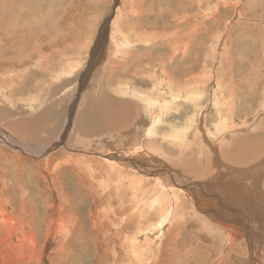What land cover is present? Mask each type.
<instances>
[{"label":"rangeland","instance_id":"rangeland-1","mask_svg":"<svg viewBox=\"0 0 264 264\" xmlns=\"http://www.w3.org/2000/svg\"><path fill=\"white\" fill-rule=\"evenodd\" d=\"M47 3L52 5L49 12ZM262 30L264 0H0V61H5L0 62V264H172L174 259L177 264L179 258L184 264H220L229 245L233 249L223 264H264V152L252 148L253 141H264ZM218 83L226 97L235 98V117L250 121L224 142L223 128L217 125L228 121L210 106L217 99ZM198 92L199 101L192 98ZM149 98L173 105L154 128L156 136L146 129L154 120L144 110L143 101ZM114 101L134 105L133 110L126 106L127 115L133 116L130 127L108 136L89 129L87 117H81L87 103L96 114L108 103L118 107ZM137 120L144 121V127L136 130ZM137 131L145 148L158 153L160 164L131 158L143 152L141 145H129L130 133L137 137ZM167 133L184 139L182 148L161 138ZM201 147L207 148L204 156H199ZM224 149L233 151L228 162L255 164V170L260 166L259 173L251 175L261 180H238L244 178L250 186L251 198L246 200L243 193L230 197L225 203L235 206L234 212L205 214L207 210L198 209L196 198L186 191L197 181L208 182L197 178L198 165L202 167L206 158L207 170L212 171L207 177L215 174L212 166L224 161ZM254 153L257 157L246 163ZM89 161L102 171L99 175L96 169L95 179L89 174ZM114 161L118 166L111 170L108 164ZM161 163L166 168L162 164L157 170ZM175 164L177 171L171 168ZM167 168L177 177L172 187H179L174 199L163 200V207L174 206L171 214L162 213L158 205L159 196L170 189ZM246 169L241 166L239 171L250 173ZM119 177L124 180L122 192L113 197L95 196L89 189L103 181L113 185ZM141 180L145 183L132 193L128 183L135 181L137 186ZM103 191L100 194L108 188ZM201 195L211 199L214 193ZM203 225L213 236L199 234Z\"/></svg>","mask_w":264,"mask_h":264},{"label":"bare ground","instance_id":"bare-ground-1","mask_svg":"<svg viewBox=\"0 0 264 264\" xmlns=\"http://www.w3.org/2000/svg\"><path fill=\"white\" fill-rule=\"evenodd\" d=\"M11 1V0H10ZM13 1H16V0H13ZM191 1V0H190ZM136 3V2H135ZM204 3H205V0H204ZM208 3V2H207ZM224 3V2H223ZM13 4V3H12ZM133 4V3H132ZM195 4H197V3H195ZM47 5H48V9L46 10L47 12H49V10H50V8H51V4L50 3H47ZM134 5V4H133ZM138 5V4H137ZM136 5V6H137ZM200 5V4H199ZM198 5V6H199ZM223 5H226L225 3L223 4ZM227 6V5H226ZM127 8H128V6H127ZM209 8V7H208ZM215 8H216V6H215ZM251 8H253V7H251ZM203 9V8H202ZM210 9V8H209ZM23 9H21V11H22ZM26 10H28V9H26ZM53 10V9H52ZM134 9H132V10H130V12L129 13H132V11H133ZM204 10V9H203ZM212 10V9H211ZM54 11V10H53ZM252 11V10H251ZM262 12H263V10H261ZM35 12V11H34ZM51 12V11H50ZM56 12V11H55ZM250 12V11H249ZM201 13H203V12H201ZM218 13V12H217ZM43 14V13H42ZM49 14V13H48ZM51 14V13H50ZM208 14V13H207ZM201 15V14H200ZM250 15H251V13H250ZM254 15V14H253ZM12 16V15H11ZM48 16H50V15H48ZM204 16V15H203ZM215 16H216V14H215ZM14 17V16H13ZM184 17V16H183ZM250 17H253L252 15L250 16ZM15 18V17H14ZM39 18V17H38ZM51 18H52V14H51ZM213 18V17H212ZM256 18V17H255ZM28 19V18H27ZM189 19V18H188ZM211 20H213V19H211ZM240 20V19H239ZM2 21V20H1ZM45 21H47V20H45ZM210 21V20H209ZM214 21V20H213ZM3 22V21H2ZM48 22H49V20H48ZM189 22V21H188ZM187 22V23H188ZM205 22H207V21H205ZM17 23H18V21H17ZM47 23V22H46ZM111 23V22H110ZM191 23V22H190ZM251 23V22H250ZM51 24V23H50ZM49 24V25H50ZM109 24V23H108ZM213 24H215V23H213ZM37 25V24H36ZM36 25H34V27L36 28V27H38V26H36ZM46 25V24H45ZM235 25H236V23H235ZM42 26H44V24L42 25ZM41 26V27H42ZM213 25H211V27H212ZM40 27V26H39ZM48 27V26H47ZM210 26H209V28H211ZM242 27V26H241ZM246 27V26H245ZM248 27V26H247ZM253 27V26H252ZM255 27V26H254ZM235 28V27H234ZM243 28V30H245L244 29V27H242ZM249 29L251 28L250 26L248 27ZM22 29V28H21ZM238 29V28H237ZM256 29V28H255ZM261 29V28H260ZM260 29H259V31H260ZM113 30V29H112ZM252 30H254V29H252ZM17 31H19L18 29H17ZM17 31H15V32H17ZM236 31V30H235ZM251 31V30H250ZM21 32H23V31H21ZM20 32V33H21ZM190 32V31H189ZM212 32V31H211ZM262 32H264V30H262ZM6 33V32H5ZM31 33V32H30ZM33 33V32H32ZM177 33V32H176ZM180 33V32H179ZM260 33V32H259ZM191 34V33H190ZM214 34V33H213ZM31 35V34H30ZM41 35V34H40ZM11 36V35H10ZM17 36H19V35H17ZM23 36V35H22ZM183 37V36H182ZM41 38V37H40ZM3 39V38H2ZM1 39V40H2ZM6 39V38H5ZM7 40V39H6ZM9 40H10V38H9ZM23 41H24V39H22ZM174 40V39H173ZM187 40H188V38H187ZM193 40V39H192ZM228 40V39H227ZM5 41V40H4ZM18 41V40H17ZM30 41V40H29ZM226 41V40H225ZM28 42V41H27ZM148 42V41H147ZM190 42V41H189ZM3 43V42H2ZM2 43H1V45H2ZM26 43V42H25ZM152 43H154V40H153V42ZM5 44H8V43H5ZM23 45H25L24 43H22ZM180 45V44H179ZM4 46V45H3ZM50 46V45H49ZM49 46H46V47H49ZM54 46V45H53ZM2 47V46H1ZM33 47H35V46H33ZM32 47V48H33ZM126 47V46H125ZM183 47V46H182ZM181 47V48H182ZM185 47V46H184ZM193 47V46H192ZM7 50V49H6ZM10 50L11 49H9V52H10ZM16 50V49H15ZM15 50H14V52H15ZM27 50V49H26ZM52 50V49H51ZM3 51V50H2ZM25 51V50H24ZM97 51V50H96ZM13 52V53H14ZM5 53H7V51L5 52ZM21 53V52H20ZM32 54V53H31ZM30 54V55H31ZM1 55H3V54H1ZM28 55V53L26 54V56ZM222 56V55H221ZM112 57V56H111ZM47 58V57H46ZM104 58V57H103ZM114 58V57H113ZM42 60H43V58H42ZM245 60V59H244ZM243 60V61H244ZM40 61V60H39ZM110 61H112V60H110ZM247 61V60H246ZM245 61V62H246ZM249 61V60H248ZM0 62H5V61H0ZM10 63H12V62H10ZM14 63V62H13ZM16 63V62H15ZM18 63V62H17ZM30 63V62H29ZM28 63V64H29ZM37 63H39V62H37ZM41 63H42V61H41ZM123 63H125V62H123ZM23 64V63H22ZM35 64H36V61H35ZM45 65V64H44ZM9 66H11V65H9ZM19 66H20V64H19ZM29 66V65H28ZM41 66H43V65H41ZM124 66V65H123ZM21 67V66H20ZM27 67V66H26ZM213 67V66H212ZM223 67H224V64H223ZM14 68V67H13ZM104 68V67H103ZM1 69V68H0ZM4 69V68H3ZM21 69V68H20ZM19 69V70H20ZM111 69V68H110ZM6 70V69H5ZM13 70V69H12ZM114 70V69H113ZM123 70V69H122ZM216 70V69H215ZM223 70V69H222ZM14 71V70H13ZM68 71V70H67ZM70 71V70H69ZM117 71V70H116ZM61 73V72H60ZM220 73H222V72H220ZM220 73H219V75H220ZM69 74H71V73H69ZM112 74V73H111ZM116 74V73H115ZM223 74V73H222ZM172 75V74H171ZM214 75V74H213ZM217 75V74H216ZM124 76V75H123ZM212 76V75H211ZM17 77V76H16ZM85 77V76H84ZM155 80H157V81H162V80H158L157 78H156V76L155 75H153L152 76ZM205 77V76H204ZM221 77V76H220ZM118 78V77H117ZM196 78V77H195ZM222 78H223V76H222ZM221 78V79H222ZM1 79V78H0ZM199 79V78H198ZM110 80H111V77H110ZM168 80V79H167ZM166 80V81H167ZM177 80V79H176ZM200 80V79H199ZM209 80V79H208ZM219 80V79H218ZM20 81V80H19ZM179 81H180V79H179ZM179 81H178V83H179ZM191 81L193 82V79H191ZM200 81H202V80H200ZM199 81V82H200ZM211 81V80H210ZM217 81V80H216ZM1 82V81H0ZM113 82V81H112ZM168 82V81H167ZM194 82H196V81H194ZM215 82V81H214ZM162 83V82H161ZM177 83V84H178ZM52 84V83H51ZM156 84H158V83H156ZM225 84V83H224ZM113 85V84H112ZM115 85V84H114ZM159 85V84H158ZM166 85V84H165ZM182 85V84H181ZM205 85V84H204ZM217 86V89H216V95H218L217 96V99H216V97H215V99H212L213 100V103L211 102V107L213 106L214 108H215V110L217 111V115L221 118V119H225V120H227L228 121V123H225L224 125H223V127L221 126V125H217V127H219V128H223L222 130H223V132L220 134V135H224L225 134V137H224V139H222V142H224L225 140L227 141V138H228V136L229 135H233L234 133H238V132H240V131H242V130H240L239 129V127H241V126H244V125H247V123H248V126H249V124H250V121H248L247 119H245V118H236L235 117V102H236V100H235V98L233 99L232 97H230V99L228 98V97H226L225 96V93H224V91H222V88H223V84H220V83H218V84H216ZM220 85H222L220 88L218 87V86H220ZM215 86V85H214ZM226 86H228V85H226ZM184 87V86H183ZM183 87H181V88H179V91H178V96L180 95V93L182 92V88ZM230 87V86H229ZM139 90V89H138ZM154 90V89H153ZM175 90V89H174ZM177 90V89H176ZM59 91V90H58ZM57 91V92H58ZM80 91H81V89H80ZM134 91V90H133ZM228 91V90H227ZM226 91V92H227ZM55 92V91H54ZM143 92V91H142ZM170 92H171V89H170ZM213 92L215 93V87H214V89H213ZM90 93V92H89ZM177 93V92H176ZM199 93L200 92H198V93H193V97L192 98H194L195 97V99H197V101H199L200 100V98H202L201 96L199 97ZM109 94V93H108ZM126 94V93H125ZM7 95V94H6ZM91 95V94H90ZM121 95V94H120ZM145 96H146V94H144ZM155 95V94H154ZM153 95V96H154ZM160 95V94H159ZM172 95V94H171ZM219 95L221 96L222 95V99L224 100V102H220L219 101V99H218V97H219ZM51 96V95H50ZM110 96H112V95H110ZM144 96V97H145ZM152 96V95H151ZM176 96V95H175ZM177 96V97H178ZM214 96V94H212V97ZM87 97V96H86ZM103 97V96H102ZM163 97V96H162ZM173 97V96H172ZM211 97V98H212ZM50 98V97H49ZM108 98V97H107ZM165 98V97H164ZM89 99V98H88ZM87 99V100H88ZM125 99V98H124ZM175 99V98H174ZM174 99H172V100H174ZM110 100V99H109ZM85 101V100H84ZM116 104H117V106L118 107H116L115 108V106H113V105H111V103H108L106 106H105V109L103 110V109H100V110H98V112H96V114L98 115V116H96V114H95V111L94 110H92V108L89 106V104H90V102H88L87 103V105H86V109L83 111V115L84 116H81L83 119L84 118H86L87 117V127L89 128V129H93L96 133H99V134H106L107 136L108 135H110L111 134V132H120V130L121 129H128L129 127H130V125H131V122H132V120H133V116H129V115H127V108H126V106H128V107H130L132 110L134 109V105H132L131 103H126V104H122L121 102H119V101H114ZM144 103H146L145 105H146V107H145V114H146V116H151V117H154V120L152 121V123H151V126H150V124H149V128H146V129H148L147 130V132L149 133V135H152V134H154L155 136L157 135V133H156V131H157V129L155 130L154 128H156L158 125H159V123H160V121L162 120V118L165 116V115H167V113H168V111L169 110H171V108H173V105H170L169 104V102H171V101H164V100H160V99H158V98H155V99H152V98H149V100H144L143 101ZM86 103V102H85ZM95 103V102H94ZM102 103V102H101ZM128 104V105H127ZM174 104V103H173ZM210 104V103H209ZM262 104V103H261ZM198 105V104H197ZM83 106V105H82ZM89 106V107H88ZM96 106V105H95ZM262 106V105H261ZM52 108V107H51ZM108 108L109 109H111L112 108V110H111V112L112 113H109L108 111ZM201 108V107H200ZM83 109V108H82ZM136 109V108H135ZM180 109V108H179ZM261 109H263V111H264V104H263V106L261 107ZM52 110H53V108H52ZM204 110V109H203ZM81 111V110H80ZM86 111H88L87 113H86ZM136 112H138V108L135 110ZM262 111V112H263ZM82 112V111H81ZM262 112H260V114L262 113ZM65 113V112H64ZM100 113H103V123L101 124V123H99V120H100ZM68 114V113H67ZM107 115H109V122L107 123V119H105V117L107 116ZM141 116V115H140ZM198 116H199V114H198ZM108 117V116H107ZM253 117H255V115L253 116ZM144 118V117H143ZM202 118H203V116H202ZM70 119V118H69ZM73 119V118H72ZM254 120V119H253ZM252 120V121H253ZM139 120H137L136 122H138ZM147 121V120H146ZM191 121H192V118H191ZM248 121V122H247ZM29 122V121H28ZM95 122H97L98 123V125H97V127H96V123ZM243 122H245V123H243ZM135 123V122H134ZM144 121H139L138 123H137V125H136V130L138 129L137 127H139V126H141L142 128L144 127ZM145 123H147V122H145ZM192 123H194V122H192ZM237 123H241V124H237ZM243 123V124H242ZM147 125H148V123H147ZM99 126V127H98ZM192 126V125H191ZM21 127V126H20ZM135 127V126H134ZM133 127V129H135ZM12 128V127H11ZM132 128V127H131ZM190 128V127H189ZM226 128H228L229 129V131L228 132H230L229 134H228V132H224V129H226ZM234 128V129H233ZM236 128V129H235ZM246 128H249V127H247L246 126ZM111 129H112V131H111ZM216 129V128H215ZM233 129V130H232ZM251 129V128H250ZM19 130V129H18ZM130 130V129H129ZM136 130H134V132L136 131ZM142 130V129H141ZM219 130V129H218ZM109 131V132H108ZM123 131V130H122ZM183 131V130H182ZM185 131H186V129H185ZM134 132L132 133H130V135L131 136H129L128 138H131L132 137V139H130L129 141V145H131L132 143H136V145H141L140 146V150H142L143 152H139V153H133V154H131V158L133 159V160H140V161H142V162H148V160L150 159V160H153V161H155V162H158L159 163V156H158V153H153V154H151V152L147 149V148H145V145L142 143L143 141L142 140H140V136L142 135V133L141 132H139V131H137V137H134L135 135H134ZM139 132V133H138ZM219 132V131H218ZM141 133V134H140ZM173 133V132H172ZM172 133H167V134H163L162 136H161V138L162 139H164V140H166L167 142H169L170 144H172V145H174V146H178V148H182V146H183V141H184V139H182L180 136H178V135H174V134H172ZM177 133V132H176ZM188 133V132H187ZM243 133V132H242ZM139 134H140V136H139ZM144 134H145V132H144ZM209 134V132L207 133V134H205L206 136H205V138L207 137V135ZM80 135V134H79ZM129 135V134H128ZM149 135H146V137H149ZM202 135V134H201ZM138 136H139V139H137L138 138ZM145 137V136H144ZM203 137V136H202ZM210 137H212V136H210ZM219 137V136H218ZM17 138V137H16ZM111 138V137H110ZM143 138V137H142ZM152 138V137H151ZM107 139V138H106ZM215 139V138H214ZM150 140V139H149ZM261 141H258V140H256L255 142L253 141L252 142V148H253V150L255 151V152H258V154L261 152V153H263L264 152V147L262 148V146H261V144L263 145L264 144V141H263V138L262 139H260ZM22 141H24V140H22ZM107 140H104V138H103V140L101 141V142H106ZM125 141V140H124ZM206 141L208 142V139H206ZM206 141H205V143H206ZM258 141V142H257ZM221 142V143H222ZM107 143V142H106ZM113 143V142H112ZM149 143V142H148ZM202 143V142H201ZM204 143V142H203ZM204 143V144H205ZM210 144H208V147H210V146H212V142L210 141L209 142ZM101 144H103V143H101ZM203 144V145H204ZM253 144H254V146H253ZM106 145V144H105ZM220 145V144H219ZM147 146V145H146ZM106 147H108L107 145H106ZM109 147H111V146H109ZM127 147V146H126ZM187 147V146H186ZM128 148V147H127ZM200 148V147H199ZM75 149V148H74ZM110 149V148H109ZM206 149V151H207V148H202L201 147V150H200V152H199V156H204L205 155V153H203V150H205ZM211 149H213V148H211ZM113 150V149H112ZM128 150V149H127ZM132 150V149H131ZM217 150V149H216ZM215 150V151H216ZM252 150V152H254ZM124 151V150H123ZM122 151V152H123ZM126 151V150H125ZM135 151V150H134ZM138 151V150H137ZM226 149H224L223 150V157H224V161H217V163L215 164V165H211L212 166V168H213V170H214V172H215V174H213V175H211V176H208L207 177V173H210V174H212V171H209V170H211V169H209V170H207V168L209 167V162L208 161H206V158H205V162H204V164L202 165V167L200 166V165H198L200 168H201V170L199 171V174H198V176H197V178H199V179H202L203 177H204V179H206L208 182H202V184H201V182L200 181H197V182H199L198 184H196L195 186H191V187H189V189L187 188V190L188 191H186V193H190L191 195H192V198H196V200H194V202H195V205H196V207L199 209V208H203V210L204 209H206L207 210V213H205V214H218L219 213V211H223V212H225L226 214L227 213H229L230 214V212H234V208H235V206H234V208L232 207V206H229L228 204V206L226 205V201L228 202L229 201V198L230 197H232V198H234V196L236 195V194H245L246 195V200H249L250 198H251V196L249 195V191L247 190V189H249L250 188V186L249 185H247L249 182L250 183H252V182H256V181H259V180H261V178H259V179H256V181L254 180V179H252V175H251V173H254V171L255 172H258L259 173V171H257L258 170V168L260 167V166H258L257 164H256V167L258 166V168H257V170H255V169H253V168H255V167H253V165H255V164H248V165H243L244 163H240V164H233L231 161L230 162H228V161H226V158H228L229 157V154H231V152L233 153V151H231V150H229L228 149V151H227V153H226ZM181 152V151H180ZM216 152H218V151H216ZM127 153H131L130 151H128ZM249 153L250 154H252L250 151H249ZM260 153V154H261ZM109 154V153H108ZM123 154H124V152H123ZM126 154V153H125ZM162 154V153H161ZM81 155V154H80ZM128 155H130V154H128ZM179 155H181V154H179ZM247 155H248V153H247ZM254 156H252V155H249V158L247 159V161H246V163L247 162H249V159L251 158V160H253L255 157H257V156H255L256 154L254 153L253 154ZM110 156V155H109ZM251 156V157H250ZM259 156V155H258ZM263 156H264V154H263ZM263 156H261V157H263ZM83 157V156H82ZM81 157V158H82ZM113 157V156H112ZM114 157H116V156H114ZM118 157V156H117ZM122 157V156H121ZM124 157V156H123ZM127 157V155H125V158ZM244 157H247V156H244ZM80 158V157H79ZM237 158V157H236ZM128 159V158H127ZM244 159V158H243ZM131 160V159H130ZM138 160V161H139ZM216 160V159H215ZM233 160V159H232ZM242 160V159H241ZM258 160H259V158H258ZM260 160H261V158H260ZM84 161V160H83ZM235 161V160H234ZM239 161H240V159H239ZM256 161V160H255ZM85 162V161H84ZM90 162V161H89ZM201 162H203V161H201ZM257 162V161H256ZM255 162V163H256ZM78 163H80V162H78ZM78 163L76 162L75 164H76V166H78ZM151 163H153V162H151ZM168 163V162H167ZM224 163H225V166H224ZM252 163V162H251ZM254 163V162H253ZM85 164V163H84ZM131 164V161L128 163V165H130ZM135 164V163H134ZM160 164V163H159ZM164 165V167L166 166V163H161V168H159L158 167V169L157 170H159V169H163V165ZM89 166H88V168H89V174H90V176H91V178L92 179H95V175H96V169H98V171H99V175L102 173V171H101V169H100V167L99 168H96V167H94V162H90V164H88ZM108 165H110V167H111V170H112V168L115 170L117 167L116 166H118V164L114 161V162H112V164H108ZM150 165V164H149ZM176 165L177 164H175V166L174 167H172V165H171V168H176ZM102 166V165H101ZM137 166V165H136ZM142 166V165H141ZM140 166V167H141ZM179 166H181V165H179ZM241 166H245V168H248V169H246V170H248V171H250V173H243L242 171H239V168L241 167ZM263 166V165H262ZM107 167H109V166H107ZM116 167V168H115ZM129 167V166H128ZM145 167V166H144ZM146 167H148V166H146ZM156 167V166H155ZM178 167V166H177ZM225 168L224 169V171H226L224 174H221L220 172L221 171H223V169H221V168ZM253 167V168H252ZM130 168V167H129ZM132 168V167H131ZM138 168V167H137ZM150 168H152V166L150 167ZM150 168H148L149 170L147 171V172H150L151 170H150ZM166 168V167H165ZM180 168V167H179ZM181 168L183 169V167L181 166ZM263 168V167H262ZM119 169V168H118ZM147 169V168H146ZM168 169V168H167ZM188 169V171H191V169H190V167L189 168H187ZM221 169V170H220ZM253 169V170H252ZM259 169H261V167L259 168ZM121 170V169H120ZM137 170V169H136ZM153 170V169H152ZM155 170V169H154ZM173 170V169H172ZM185 170V169H184ZM139 171V170H138ZM175 171H177L176 169H175ZM181 171V170H180ZM264 171V170H263ZM140 172H144L143 171V169H142V171L140 170ZM152 172V171H151ZM167 172H168V174H169V176H168V178H167V181L170 183V189L169 190H167L166 189V186L164 187L162 184H160L161 186H160V188H162V189H166L167 191L166 192H164L163 194H162V197H160L159 196V198L158 199H160L159 201H158V205L160 204V207H159V209H160V211L162 212V213H167V214H171L172 213V210H173V208H174V206H169V207H163V205L164 204H166V202H163V200H168V201H170V199H174L175 198V196H174V194H173V191H174V189L175 190H177L179 187H175V188H173L172 187V185H173V183H174V180H175V178H177L175 175V178L172 176V174L170 173V170L168 169L167 170ZM159 173H160V171H159ZM173 173L175 174V172L173 171ZM197 173V172H196ZM260 173H261V170H260ZM98 174V173H97ZM111 174L112 173H110V176H111ZM133 174V173H132ZM144 174V173H143ZM147 174V173H146ZM150 174V173H149ZM162 174H164V173H162ZM226 174V175H225ZM107 175H109V172H108V174ZM116 175V174H115ZM117 175L119 176V174L117 173ZM127 175H129V174H127ZM156 175V174H155ZM178 175V174H177ZM181 174H179V176H180ZM110 176H108L109 178H110ZM121 176V175H120ZM125 176H126V174H125ZM225 176L227 177V179L225 178ZM245 176V178H247V179H249V180H251V181H248L247 182V184L245 183L246 181L244 180V178H242V180L241 181H238L241 177H244ZM149 177V176H148ZM156 177V176H155ZM166 177V176H165ZM188 177V176H187ZM254 177V176H253ZM258 177V176H257ZM260 177H262V175L260 176ZM115 178V177H114ZM129 179H130V176L128 177ZM145 178H147V177H145ZM179 178V177H178ZM193 178V177H192ZM192 178H188V179H192ZM196 178V177H195ZM87 179V178H86ZM143 179V178H142ZM163 179H164V177H163ZM181 179H182V177H181ZM231 179H234L235 180V182L233 183L232 181H230ZM264 179V178H263ZM117 183H114L113 185H109V183L108 182H106V181H103V182H101L102 184H100V185H98V187L97 188H95L94 186H92L91 188H89L91 191H92V194H94L95 196H99V195H101V196H103V198H109V197H111L113 194L115 195L116 193L118 194L119 192H122V189L120 188L121 187V185H122V183L124 182V180H122V178L121 177H119L117 180ZM129 181V180H128ZM128 181H127V183H128ZM160 181V180H159ZM179 181H180V179H179ZM84 182V181H83ZM261 182V181H260ZM263 182H264V180H263ZM263 182H262V184H263ZM90 183V182H89ZM138 183V182H137ZM145 183V180H141L138 184H137V186H135V181H130L128 184L132 187H128L129 189H130V191L133 193L134 191H135V189H137V190H140V189H138L139 187L138 186H140V185H142V184H144ZM160 183H161V181H160ZM256 183H258V182H256ZM192 184H194V183H192ZM103 185V186H102ZM129 185H123V186H129ZM189 185V184H188ZM257 185V184H256ZM264 185V184H263ZM88 186V185H87ZM181 186H183L182 184H181ZM259 186H261V185H259ZM258 186V187H259ZM89 187V186H88ZM262 187H264V186H262ZM66 188V187H65ZM100 188H102V190H100ZM105 188H108V191H107V193L106 194H104V195H102V194H100L101 193V191H103ZM111 188V189H110ZM125 188V187H124ZM76 189H77V187H76ZM181 189H183V188H181ZM255 189V188H254ZM111 190H112V192H111ZM157 190H159V188L157 189ZM186 190V189H185ZM261 190H262V188H261ZM129 191V190H128ZM183 191V190H182ZM209 191L211 192V193H214V195H212L213 197H211V199H206L205 198V196H203V195H201V194H205V195H209ZM104 192V191H103ZM183 192H185V191H183ZM113 193V194H112ZM251 193V192H250ZM216 194V195H215ZM255 194V193H254ZM183 196V195H182ZM211 196V195H210ZM239 196V195H238ZM113 197V196H112ZM240 197V196H239ZM239 197L236 199L237 200V202H238V205L237 206H239V207H241L242 205H243V203H242V201L239 199ZM177 198V197H176ZM213 198H217V200H218V202H213ZM231 198V199H232ZM156 199V198H155ZM157 200V199H156ZM176 200V199H175ZM234 200V199H233ZM235 200V201H236ZM190 201V200H189ZM157 201H155V203H156ZM176 203V202H175ZM216 203V204H215ZM149 205H150V207H152V208H154V206H155V204L153 203V202H150L149 203ZM226 205V206H225ZM258 205V204H257ZM179 206V205H178ZM178 206H176V207H178ZM157 207V206H156ZM155 207V208H156ZM157 207V208H158ZM261 208V207H260ZM158 209V210H159ZM179 209H181V208H179ZM242 209V208H241ZM259 209V208H258ZM176 210H178V208L176 209ZM175 212V211H174ZM237 212V211H236ZM242 214V213H241ZM256 215V214H255ZM240 216V215H239ZM256 216H258V215H256ZM164 217H165V215H164ZM216 217V216H215ZM98 218V217H97ZM211 218V217H210ZM217 218V217H216ZM163 219V218H162ZM217 220H219V219H217ZM174 220H173V218H172V221L171 222H173ZM197 221V220H196ZM163 222V221H162ZM219 222V221H218ZM236 222V221H235ZM68 223V222H67ZM166 223H167V221H166ZM216 223V222H215ZM76 224V223H75ZM168 224V223H167ZM169 225V224H168ZM172 225V224H171ZM224 225V224H223ZM242 225V224H241ZM170 226V225H169ZM122 227V226H121ZM125 227V226H124ZM243 227V226H242ZM199 229H200V231H199V234L200 233H204V236L206 237V235H211V236H213V233H211V231H210V229L208 228V227H206V226H202V227H198ZM126 229V228H125ZM208 230L209 232H206L205 230ZM124 230V229H123ZM160 230V229H159ZM227 230V229H226ZM120 231H122V230H120ZM150 231V230H149ZM152 231V230H151ZM223 231V230H222ZM160 232V231H159ZM163 233V232H162ZM171 233V232H170ZM199 234H197L196 233V237L197 238H200L201 236L199 235ZM145 235H148V233L147 234H145ZM154 235H155V233H154ZM164 236V235H163ZM142 238V237H141ZM144 238V237H143ZM205 239V238H204ZM169 240V239H168ZM205 240H207V239H205ZM213 240V239H212ZM197 241V240H196ZM232 241V240H231ZM203 242V241H202ZM116 243V242H115ZM149 243V242H148ZM148 246V245H147ZM228 246V245H227ZM177 248V247H176ZM233 249V246H228V248L226 249V251L225 250H223V257L221 256V260H220V264H223V262L225 261V260H227V259H229V253L231 252V250ZM178 250V249H177ZM181 250V249H180ZM215 250V249H214ZM176 252H178V251H176ZM180 252V251H179ZM107 253V252H106ZM112 253V252H111ZM110 253V254H111ZM213 253V252H212ZM180 254V253H179ZM233 254V253H232ZM232 254H231V256H232ZM110 257V256H109ZM105 258V257H104ZM108 258V257H107ZM112 258V257H111ZM173 259V258H172ZM109 260V259H108ZM175 260V259H174ZM174 260H173V263L172 264H175V262H174ZM184 260L185 259H180L179 258V260L176 262L177 264H184ZM219 260V259H218ZM172 261V260H171ZM170 261V262H171ZM105 262H106V260H105ZM110 262V261H109ZM219 262V261H218ZM256 262V261H255ZM145 263V262H144ZM241 263V262H240ZM257 263V262H256ZM242 264H244V263H242ZM248 264H252V262L250 263H248Z\"/></svg>","mask_w":264,"mask_h":264}]
</instances>
